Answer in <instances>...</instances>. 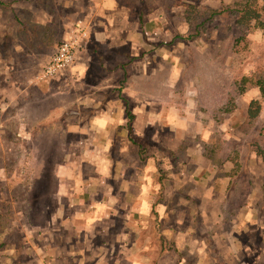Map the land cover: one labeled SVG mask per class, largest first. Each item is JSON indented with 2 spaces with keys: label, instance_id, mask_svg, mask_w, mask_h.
<instances>
[{
  "label": "rangeland",
  "instance_id": "374dc122",
  "mask_svg": "<svg viewBox=\"0 0 264 264\" xmlns=\"http://www.w3.org/2000/svg\"><path fill=\"white\" fill-rule=\"evenodd\" d=\"M231 1L0 0V264H264V109L249 128L259 91L230 87L264 32L236 47L224 13L194 53L173 42L186 5ZM79 19L74 65L31 85Z\"/></svg>",
  "mask_w": 264,
  "mask_h": 264
},
{
  "label": "trees",
  "instance_id": "16d2710c",
  "mask_svg": "<svg viewBox=\"0 0 264 264\" xmlns=\"http://www.w3.org/2000/svg\"><path fill=\"white\" fill-rule=\"evenodd\" d=\"M185 7V13L189 17L190 25L187 32L177 35L173 42L176 44H182L192 53L195 52L194 44L198 41L201 35L209 29V26H213L211 25L212 22H214L224 13H228L233 18L228 36L231 38L233 37V42L235 43L236 47L239 43L247 39V35L252 28L259 27L264 32V3L258 5L254 0H232L230 3L224 5L222 11L204 6L197 7L194 4H189ZM188 63L189 59L186 60L184 64ZM186 69L187 66L183 69L182 76L186 74ZM246 83H249L252 89H258L259 91V97L257 99H253L250 102L247 109V116L245 118V124L249 128H252L253 124L258 120L264 109V33L262 42V56L257 61L255 72L248 78L243 77L241 82L239 81L230 85V87L233 89L232 93H234V99L243 95L247 91ZM233 98L230 97L229 100L232 101ZM232 102H230V104H232ZM126 113L129 117L127 130L130 131L132 130L131 123L135 117L127 109ZM258 134L264 136V121L261 124ZM140 148L139 154H143L145 149L142 147ZM262 199V205L264 208V184L262 186ZM157 241L160 245V253L177 252L176 243L168 239L166 236L158 233Z\"/></svg>",
  "mask_w": 264,
  "mask_h": 264
},
{
  "label": "built area",
  "instance_id": "2783aa9c",
  "mask_svg": "<svg viewBox=\"0 0 264 264\" xmlns=\"http://www.w3.org/2000/svg\"><path fill=\"white\" fill-rule=\"evenodd\" d=\"M90 27L82 19L68 26L65 36L44 67L30 80L33 86L48 84L65 74L74 65L79 51L89 39Z\"/></svg>",
  "mask_w": 264,
  "mask_h": 264
},
{
  "label": "crops",
  "instance_id": "0c3cea01",
  "mask_svg": "<svg viewBox=\"0 0 264 264\" xmlns=\"http://www.w3.org/2000/svg\"><path fill=\"white\" fill-rule=\"evenodd\" d=\"M155 114H141V113H137L136 114V118H135V124H137L138 126H148L150 124H154L155 123ZM108 122H104L107 123V125L111 124V120H107ZM203 132V131H202ZM177 137H175V139L178 141H180L181 139L183 140V137H180L179 134H175ZM124 136V135H123Z\"/></svg>",
  "mask_w": 264,
  "mask_h": 264
}]
</instances>
